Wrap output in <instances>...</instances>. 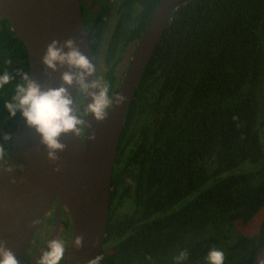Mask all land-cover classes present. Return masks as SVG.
<instances>
[{"label":"trees","instance_id":"1","mask_svg":"<svg viewBox=\"0 0 264 264\" xmlns=\"http://www.w3.org/2000/svg\"><path fill=\"white\" fill-rule=\"evenodd\" d=\"M158 1L122 0L132 15L125 13L107 40L85 28L93 57L104 60L110 95ZM4 71L13 77L0 89V144L8 158L19 113L10 118L4 105L18 71L28 73V54L0 20ZM262 208L264 0H187L172 12L124 116L100 264H208L212 248L224 252V264H259L264 216L253 227L251 219ZM182 250L188 258L177 262Z\"/></svg>","mask_w":264,"mask_h":264},{"label":"water","instance_id":"2","mask_svg":"<svg viewBox=\"0 0 264 264\" xmlns=\"http://www.w3.org/2000/svg\"><path fill=\"white\" fill-rule=\"evenodd\" d=\"M186 1H158L115 93L125 100L118 106L114 104L103 122H95L90 115L85 117L90 127L83 131L84 140L81 135L61 136L67 147L56 153L57 161L47 158L45 147L19 115L8 158L0 161V240L6 241L20 264L41 218L55 200L53 231L28 264H35L47 242L57 234L62 208L70 216L71 239L83 236L79 251L69 247L66 264H85L101 257L111 174L124 116L172 12ZM0 20L8 21L22 40L28 54V75L42 86H60V75L66 70L52 72L41 63L45 47L53 39H72L96 69L86 82L98 78L79 0H0ZM69 92L76 99L74 86ZM88 102L84 97V105ZM93 133L95 139H89ZM5 168L13 171L6 172Z\"/></svg>","mask_w":264,"mask_h":264},{"label":"clouds","instance_id":"3","mask_svg":"<svg viewBox=\"0 0 264 264\" xmlns=\"http://www.w3.org/2000/svg\"><path fill=\"white\" fill-rule=\"evenodd\" d=\"M41 63L48 70L56 72L65 68L60 75L61 85L57 87H44L36 80L31 79L26 72H19L20 81L15 84L14 94L5 103L9 117H15L17 113L24 120L25 126L31 129L38 137L39 143L45 147L46 156L55 162L58 160L57 152H62L67 145L61 142V136L71 135L78 137L90 124L85 117L89 115L97 122L106 120L109 110L113 105H119L125 97L112 93L110 84L102 79L86 82V79L95 71V67L88 57L82 54L72 39L60 42L51 40L45 47L41 57ZM13 77L9 72L0 74V89L12 82ZM75 87L80 96L87 97L90 102L83 105L82 111L78 109L76 99L69 88ZM94 140L93 133L88 137ZM6 135L4 140H10ZM7 152L0 144V161H6ZM55 170V169H54ZM6 172H12V168H5ZM83 236H75L71 239L72 249L79 251L82 247ZM69 254V243L63 239H50L40 252L35 264H61ZM188 258L187 250H182L175 257L176 261ZM100 257H94L85 264H100ZM208 264H224L225 255L222 250L210 249L206 257ZM0 264H20L13 251L6 246V241L0 240Z\"/></svg>","mask_w":264,"mask_h":264},{"label":"flooded vegetation","instance_id":"4","mask_svg":"<svg viewBox=\"0 0 264 264\" xmlns=\"http://www.w3.org/2000/svg\"><path fill=\"white\" fill-rule=\"evenodd\" d=\"M125 9H127V11H125ZM83 12H84V15L86 16V20L88 23L86 26L84 23L85 28H87V30L90 32V34L93 37H94V33L99 31L100 32L99 38L101 40L103 39L107 40L113 35L117 24L121 21L122 16L125 13H130L132 15L129 4H127L125 7L122 6V0H82V12L81 13L83 14ZM100 23L101 25H99ZM100 61L101 60H99V58L98 60H96L98 67H99ZM80 135L82 137V140H84L83 131H81ZM55 206H56V200L54 201V203L52 204L48 212L41 218L21 264H28L31 257L36 253V251L40 248V246L47 240V238L52 233L53 228H54L53 214H54ZM64 210L65 208H62L61 213H60V227L54 238H56L58 234L62 232L63 230H65L66 232L67 230L71 231V225H70V228L68 227L67 229L66 227H64L63 222L61 220L62 212ZM47 215H48V218H46ZM50 218L52 219L53 227H51V223L49 220ZM67 218L71 223L70 216L67 217L65 215V217H63V219L68 221ZM45 226L46 228H48L47 230L49 231L48 233H45L44 231ZM70 242H71V233H70ZM34 245H38V246L33 250L32 247ZM69 247H70V244H69ZM67 257L68 255H66L65 260H64L66 261V263H67Z\"/></svg>","mask_w":264,"mask_h":264},{"label":"rangeland","instance_id":"5","mask_svg":"<svg viewBox=\"0 0 264 264\" xmlns=\"http://www.w3.org/2000/svg\"><path fill=\"white\" fill-rule=\"evenodd\" d=\"M130 58H131V56H130ZM130 58H129V61H130ZM125 66H126V56H125L124 61H122L121 64L117 67L118 71L121 72V70L125 69ZM105 69H106V66L104 65L103 60H101L99 62V67L97 66V75H98V78L99 79H101V74L104 73ZM83 99H84V97L83 96H80L79 92L77 91V94H76V102H77V105H78V109H80L79 108V105L81 104V102L83 101ZM82 131H84V129H82ZM263 216H264V208H262L253 217V219H251V221H252L251 226L252 227L253 226H256L261 221V219L263 218ZM47 230H48V228H46V226H45V229H44L45 233H48L49 232ZM70 233H71V231H69V230H67V232L65 230H63L62 232H60L58 234V236L56 237V239L63 238V239H65L69 243L70 242ZM258 263L259 264H264V248L260 251V254L258 255Z\"/></svg>","mask_w":264,"mask_h":264}]
</instances>
